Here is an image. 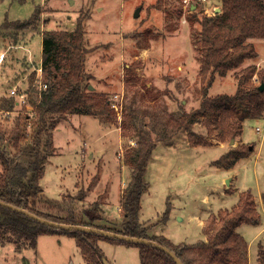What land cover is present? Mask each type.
<instances>
[{"label": "rangeland", "instance_id": "1", "mask_svg": "<svg viewBox=\"0 0 264 264\" xmlns=\"http://www.w3.org/2000/svg\"><path fill=\"white\" fill-rule=\"evenodd\" d=\"M193 2L198 3L196 11L202 15L200 2ZM220 2L204 1L206 6H219ZM35 6L40 10L35 27L13 29L3 24L5 19L29 17ZM193 10L183 0H4L0 3V50L3 53L0 85L5 94L14 85L17 91L27 89L33 74L36 87L43 80L42 76L35 81L34 71L26 73L29 70L27 64H37L41 57V37L36 32L42 23L51 19L49 12L56 14L49 25L50 30L57 27L73 30L78 17L83 20L85 40L90 49L86 59L89 67L99 58L110 62L108 81H98L104 82V91L116 104L114 118L103 121L93 115L73 114L56 125L47 158L51 160L55 154L54 143L60 153L51 162L68 164L70 169L76 165L75 185H67L73 178L71 175L61 183L58 171L53 170L52 164L45 163V174L40 181L42 192L35 207L60 217L73 213L82 221H87L95 212L112 214L119 200L116 189L127 185L131 177V167L125 159V153L135 147L136 141L127 121L132 115L131 109L148 121L149 116L139 112H191L198 107L202 83L198 74L199 62L195 60L197 43L193 34L199 30V23L194 21L190 26L187 19ZM33 36L29 60L22 41ZM250 40L258 55L243 65L254 63L258 68H264V41ZM85 44L87 46V42ZM233 71L223 77L217 76L208 95L233 94L237 87ZM89 83L94 84L95 80ZM12 97L19 100L15 109L9 113L0 111V129L7 134L13 128L15 118L21 117L22 124L26 112L30 111L27 104L20 102V96ZM32 126L33 121H28L22 140L24 153L18 159L24 165L31 157L27 149L31 145ZM257 126L260 131H256ZM192 129V137L182 130L171 142L157 143L148 163L146 187L140 197L139 223L148 225L150 235H163L174 243H195L206 238L202 227L209 215L220 208H231L239 194L248 189L259 219L256 224L242 223L237 231L248 242L249 264H258V245L264 246V115L245 119L242 133L233 139V143L232 138L221 141L216 132H209L203 120L195 123ZM237 146L249 147L250 153L229 169L214 164L221 154ZM4 147L14 156L15 149L10 140L4 142ZM82 148L86 151L80 153ZM95 150L98 152L94 153ZM90 152L94 154L92 158L88 156ZM105 185L106 192L103 193ZM87 186H94L96 193L93 190L91 195L82 198ZM167 203L170 204L168 219L160 221ZM91 206L95 208L88 209ZM120 221L121 214L110 219L104 217L102 223L120 226ZM116 245H102L105 259H111L115 264H139L137 247ZM0 264L88 263L75 238L64 234H41L34 247L12 242L0 244Z\"/></svg>", "mask_w": 264, "mask_h": 264}, {"label": "trees", "instance_id": "2", "mask_svg": "<svg viewBox=\"0 0 264 264\" xmlns=\"http://www.w3.org/2000/svg\"><path fill=\"white\" fill-rule=\"evenodd\" d=\"M199 2L202 15L197 14L198 3L187 15L190 23H199V30L193 34L202 83L199 105L191 112H139L148 115V121L138 117L134 108L131 109L132 115L127 121L136 141L135 147L125 153L126 164L131 167V177L120 196V226L102 223L103 218L96 212L87 221H82L76 219L73 213L60 217L34 206L42 192L40 179L47 150L51 147L52 130L56 125L72 114L93 115L103 121H110L115 115L107 93L88 90L89 75L85 71V53L88 48L80 17L73 30L52 29L42 32V83L46 87L38 89L33 85V74L25 92L24 104L31 106V109L26 112L24 122L21 124V117H16L8 134L0 129V200L52 221L153 240L173 251L183 264H249L248 242L237 231L242 223L256 224L259 219L248 189L239 194L236 204L231 208H220L209 215L202 227L206 238L195 243H174L166 236L150 235L148 227L141 225L138 218L140 197L146 187L148 163L158 142H171L173 136L182 130L188 131L192 137L193 125L200 120H203L209 132H216L221 141L235 139L241 135L245 119L264 115V89H259V84L264 82V68H258L254 63L243 65L246 60L255 59L258 55L250 39H264V0H221L219 6H206L204 2ZM39 14L40 10L35 6L26 19L6 20L4 25L13 29L35 27ZM230 70H234L237 80L235 92L209 96L208 90L216 77L226 76ZM3 101L0 107L7 112L13 111L17 105L13 97L4 98ZM28 121H33L31 145L27 149L31 157L24 165L18 159L23 152L22 140ZM6 140L12 142L14 156L7 153L4 147ZM249 153V147L237 146L221 154L214 164L229 169ZM169 211L170 204L167 203L160 221L168 219ZM41 234H64L75 238L88 264H104L105 254L98 245L99 240L137 247L139 264H176L170 255L153 245L90 231L49 226L0 205V244L12 242L34 247ZM258 264H264L262 244L258 245Z\"/></svg>", "mask_w": 264, "mask_h": 264}, {"label": "crops", "instance_id": "3", "mask_svg": "<svg viewBox=\"0 0 264 264\" xmlns=\"http://www.w3.org/2000/svg\"><path fill=\"white\" fill-rule=\"evenodd\" d=\"M4 0H2L0 3H2ZM32 9V8H31ZM50 14H49V16H51V19L49 20V21H47V22H44V23H42V26H41V29H39V32L37 31L36 32V34L37 35H40V37H41V50H42V32L44 31V30H50L49 29V25H50V23H51V21H53V20H55V12H53V15L51 14V12H49ZM25 18H27V17H25ZM25 18H22V19H25ZM16 19H19V20H22V19H20V18H15V19H9V21H11V20H16ZM6 20H8V19H5L4 20V22L6 21ZM4 22H3V24H4ZM193 23H189L188 25H190V26H193L192 25ZM44 25L46 26V28H44ZM189 27V26H188ZM53 29H59V27H57V28H53ZM67 29V28H66ZM52 30V29H51ZM67 30H71V29H67ZM84 31L86 32V30H85V28H84ZM85 34V33H84ZM85 36V35H84ZM30 40H31V42H30ZM261 40H263L264 41V39H261ZM34 41V36L33 37H29V39H25V40H23L22 42H23V45L24 46H22L24 49H26L27 50V53L26 54H28L27 56V58L30 60V58H31V56H29L30 54H31V43ZM87 42V48H88V51L85 53V71H86V73L89 75V77H88V81L90 82V81H93V80H95V83L94 84H91V83H89L88 84V90H91V91H95V92H105L104 91V88H105V84H104V82H102L101 81V83H99V81L98 80H101V79H104V80H107L108 81V76L110 75V70H108L107 68L109 67L108 65L110 64V62H109V60H107V61H103V60H100V58H99V60H93L94 62H93V64L92 65H90V67H89V64H88V62H86V59H87V53L90 51V49H89V42H88V40L86 39L85 40V43ZM252 42V41H251ZM253 43V42H252ZM254 45V44H253ZM197 51V50H196ZM0 53H2V51L0 50ZM25 54V53H24ZM197 55H198V52L196 53V57H195V60H196V62H199L198 61V59H197ZM122 57V56H121ZM98 61V64L96 63ZM33 63L31 62V63H28L27 64V66L29 67V70H28V73H26V74H29V72L31 73L32 71H34V73H35V76H39V74H40V72H41V77L43 76V70H42V62H41V57H40V59H37V64H33ZM199 64V63H198ZM87 68H90V70H87ZM27 76V75H26ZM40 77V78H41ZM39 78V79H40ZM22 79L23 78H20V81H22ZM101 84V85H100ZM18 85V84H17ZM15 86V85H14ZM20 86V85H19ZM13 87V86H12ZM11 87V88H12ZM11 88H10V90H11ZM19 88H22V87H19ZM9 89V88H8ZM10 90H9V93L8 94H5V90L2 88V85H0V101H1V103H3L4 101H3V99L4 98H10V97H12V96H14V95H11L10 94ZM20 91H24V92H26L27 91V89L26 88H22V90H20ZM106 93V92H105ZM110 97L111 96H109V99H110ZM17 102H19V100H16ZM26 108L27 109H31V106H29L28 104L26 105ZM0 111H3V109L0 107ZM5 111V110H4ZM7 112V111H6ZM9 113V112H8ZM73 115V114H72ZM87 116H92V115H87ZM97 122V121H96ZM100 136L101 135H98V138H100ZM52 139H53V133H52ZM85 142V141H84ZM89 145H91V142H90V144ZM53 151H54V153L55 154H53V156H51L52 158H51V160L52 159H56L57 157H59L58 156V154L60 153V152H58V150H57V148L58 147H55V145H54V143H53ZM80 151V153H83L84 151H86V148H82L81 150H79ZM95 152H98V151H94V153ZM88 156L90 157V158H92L93 156H94V154L93 153H89L88 154ZM47 157H49V156H47ZM51 160L50 159H46V161H45V163L47 164V163H49V164H52V168H53V170H57L58 171V173H59V175H58V178H59V181L62 183L64 180H65V178L67 177V176H72L73 178H71L70 180H72V182L70 183L69 181L70 180H68V183L69 184H67V185H69L70 187H71V185H75V180H74V167L76 166V165H74L73 167H72V169H70V166H68V164H65V163H61V162H59V161H57V162H55V163H52L51 162ZM45 163H44V167H43V170H44V172H43V175H42V177L44 176V174H45ZM84 165V164H83ZM82 165V166H83ZM1 166V165H0ZM80 166V165H79ZM0 171H1V167H0ZM54 174L56 175L57 174V172H54ZM42 177H41V179H42ZM41 179H40V181H41ZM106 186L107 185H105V189H104V191H103V193H105L106 192ZM126 186V184H124V185H122V186H118V189H116V191L117 192H115L117 195H119V200H118V203H117V207H114L115 208V210L112 212V214H110V212H107V211H102V215H101V217L104 219V217H106L107 219L109 218H115V217H119L120 216V214H121V209H120V203H119V201H120V196H121V192H122V190H123V188ZM72 187H74V186H72ZM94 187V186H93ZM93 187H88L87 186V188H85V191H84V193L82 194V198L83 197H87V196H89V195H91V193H92V191L94 190V188ZM123 187V188H122ZM93 193H96V191L94 190L93 191ZM103 219H101V222L103 221ZM145 223H143V225H144ZM147 227H148V225H146ZM148 232H149V230H148ZM205 236V235H204ZM101 243H103V244H105V243H107V244H109L110 246H118V245H116V244H112L111 242H109V241H106V240H99L98 241V245H99V247H101V250L103 251V247H102V245L103 244H101ZM120 245V244H119ZM122 245V244H121ZM105 253V252H104ZM107 260L109 261V263L110 264H115L114 262H113V260H109L108 258H107Z\"/></svg>", "mask_w": 264, "mask_h": 264}, {"label": "water", "instance_id": "4", "mask_svg": "<svg viewBox=\"0 0 264 264\" xmlns=\"http://www.w3.org/2000/svg\"><path fill=\"white\" fill-rule=\"evenodd\" d=\"M195 7V5H192L191 8L193 9ZM259 89L263 90L264 89V82H261L259 84ZM231 142L233 143V139H231ZM227 182V180H226ZM0 205L8 207L10 209H13L15 211H18L20 213H23L27 216H29L30 218L43 223V224H47L49 226H54V227H59L62 229H78V230H84V231H90V232H94V233H100L102 235L108 236V237H112V238H117L120 240H125V241H131V242H136V243H145V244H149V245H153L161 250H163L164 252H166L168 255L171 256V258L174 259V261L176 262V264H183L182 261L175 255V253L173 251H171L170 249H168L167 247L160 245L156 242H154L153 240L150 239H146V238H142V237H135V236H130V235H125L122 233H116V232H112V231H108V230H104V229H99L96 227H90V226H84V225H77V224H66V223H60V222H56V221H52L49 220L47 218L44 217H40L38 215H36L35 213H32L24 208L21 207H17L14 206L12 204H9L7 202H4L2 200H0ZM103 263L104 264H110L109 261L107 259H103Z\"/></svg>", "mask_w": 264, "mask_h": 264}, {"label": "built area", "instance_id": "5", "mask_svg": "<svg viewBox=\"0 0 264 264\" xmlns=\"http://www.w3.org/2000/svg\"><path fill=\"white\" fill-rule=\"evenodd\" d=\"M194 0H183V2L189 7V8H191V6L192 5H194V2H193ZM197 1H202V2H204V1H206V0H197ZM2 59H3V53H0V62L2 61ZM41 77V72H40V74H39V76H36V81L39 79ZM46 87V84L44 83H42V81L41 82H39V84L37 85V88L38 89H41V88H45ZM18 92V93H17ZM10 94L11 95H15V94H17L18 96H20L21 97V99H20V102H25V98H26V93L24 92V91H17V89H16V86H14V87H12L11 88V90H10ZM114 96H117V95H114ZM110 105H111V107L112 108H116V104L114 103V102H111V100H110ZM261 130V128L259 127V126H257L256 127V131H260Z\"/></svg>", "mask_w": 264, "mask_h": 264}]
</instances>
